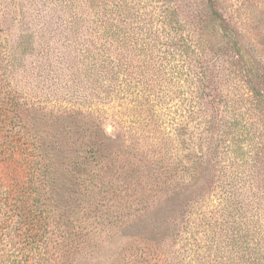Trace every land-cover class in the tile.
<instances>
[{
    "label": "trees",
    "instance_id": "trees-1",
    "mask_svg": "<svg viewBox=\"0 0 264 264\" xmlns=\"http://www.w3.org/2000/svg\"><path fill=\"white\" fill-rule=\"evenodd\" d=\"M87 2L64 1L68 10L64 16L58 12L49 18V11L37 29V42L36 30L27 22L11 21L15 19L9 15L11 10H0V258L7 264H90L102 243L132 229L135 233L124 236L123 251L109 264H173L172 253L160 243L168 225L175 226L190 212L195 182L183 191L173 188L178 190L166 196V174L169 167L178 168L175 159L181 158L175 155L167 163L164 135L169 133L148 104L160 101L161 96L150 92L163 83L160 76L168 72V57L178 56L181 63H188L195 57V39L192 34L166 32L163 41L158 31H145L137 38L139 31L127 30L120 35L127 42L111 45L118 31L109 29L106 40L97 5ZM208 8L214 36L239 46L216 0H209ZM11 22L20 26L14 45L7 42ZM55 22L68 34H81L84 42L54 47L49 36H42ZM32 53L36 57L24 70L22 60ZM77 63L90 81L80 86V93L75 92L78 88L71 90L77 81L72 66ZM16 67L24 70V83H13ZM33 74L37 81L31 84L28 75ZM62 77L67 78L64 83ZM40 83L49 91H38ZM55 86L84 104L74 106L68 99H63L66 105L49 103V94L58 91ZM151 96L155 98L148 99ZM251 97L264 119V91H252ZM114 102L119 108L107 111ZM190 110L185 111L184 121ZM107 121L115 130L106 129ZM184 121L175 126L186 127ZM260 136L264 142V123ZM194 140L192 135L183 142L190 166L180 164L193 177ZM262 149L264 156V143ZM163 151L165 161L158 156ZM140 240L144 248L134 247L135 255L124 252ZM222 258L216 261L208 248L202 251L195 235V264H222L226 262ZM245 260V264H264V255L249 252Z\"/></svg>",
    "mask_w": 264,
    "mask_h": 264
},
{
    "label": "rangeland",
    "instance_id": "rangeland-1",
    "mask_svg": "<svg viewBox=\"0 0 264 264\" xmlns=\"http://www.w3.org/2000/svg\"><path fill=\"white\" fill-rule=\"evenodd\" d=\"M64 1L0 0V10H11L9 15L15 18L11 21L27 22L36 30L37 42L40 41L37 29L44 15L49 11V18L58 12H64L62 16L68 15ZM89 1L87 3L90 6L91 2L97 5L98 19L102 21L99 27L104 31V38L109 39V29L118 31L111 45L127 42L120 38L127 30L139 31L137 38L145 31H158L163 41L166 32L192 34L191 37L195 39V57L192 55L188 63H181L178 56L168 57V72L160 76L164 79L163 83L156 85V89L150 92L161 96L160 101L148 104L156 110L155 118L159 125L169 133L164 135L165 147L169 146L167 163L175 155L181 158V161L175 159L178 168L169 167L166 174V196L172 194L173 190L183 191L195 182V203L187 209L190 212H185L175 226L168 225L160 243L163 249L172 253L173 264H195V235L202 251L208 248L216 261L221 256L226 259L222 264H245L249 252L264 255V156L261 151L264 142L260 136L264 119L251 97L252 91H264V0H216L218 11L229 21V29L237 34L239 46L214 36L208 13L209 0ZM9 24L7 42L14 45L20 26H13L12 22ZM52 27L49 24L42 37L49 36L56 48H69L75 42H84L81 34H68L56 22ZM63 37H68L70 42L66 39L62 41ZM136 43L141 44L142 41L138 39ZM163 50L166 48L163 47ZM70 51L74 54V48ZM35 57L32 53L23 58L24 70ZM65 67L63 75L66 74ZM72 68L77 81L71 90L78 88L75 92L80 93V86L89 81L88 76L85 71H79L82 68L79 63ZM23 72L22 67L15 68L13 83H24ZM28 77L31 84L37 81L34 74ZM66 79L62 77L60 82L64 83ZM61 83L56 85L63 86ZM46 85H50L47 80ZM41 87L40 83L38 91L50 89ZM53 92L54 96L49 94L47 98L51 104L66 105L63 99L71 100L74 106L84 104L80 98L65 96L64 90ZM152 98L155 97H148ZM116 108L114 102L112 108L107 105L105 109L111 111ZM188 110V118L184 121L183 116L187 115L185 111ZM182 121L188 123L185 129L181 125L175 126ZM106 129L115 130L114 124L107 121ZM192 135H195V177L180 166L182 161L190 166L183 142ZM149 149L154 150V147ZM158 156L165 161L166 151ZM162 166H165L164 163ZM122 231L125 237L135 233L132 229ZM124 236L102 243L95 260L90 264H109L116 253L123 251ZM128 247L124 252L135 255L134 247L141 249L144 244L140 240ZM7 263L0 258V264Z\"/></svg>",
    "mask_w": 264,
    "mask_h": 264
}]
</instances>
